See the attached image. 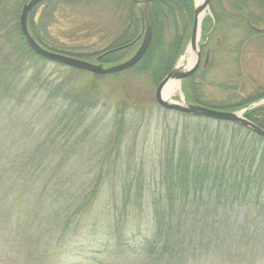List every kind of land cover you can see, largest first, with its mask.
Instances as JSON below:
<instances>
[{
    "label": "trees",
    "instance_id": "trees-1",
    "mask_svg": "<svg viewBox=\"0 0 264 264\" xmlns=\"http://www.w3.org/2000/svg\"><path fill=\"white\" fill-rule=\"evenodd\" d=\"M214 1L209 3L212 18L205 17L200 24V47L205 46L218 27L243 33L245 37L238 46L248 41L264 46V0H225L224 4L216 0L213 5ZM124 5L128 14L121 37L91 55L106 67L117 63L121 59L117 54L142 38L143 23L135 16V5L130 0ZM149 12L150 45L133 70L148 73L157 83L172 70L190 39L193 4L192 0H153ZM18 16L17 8L7 9L0 0V162L6 164L0 168V264H42L50 261L45 258L55 251L63 254L71 240L79 239L78 246L67 247L71 251L77 247L81 250L83 241H95L97 237L114 238L118 242L127 232V222L125 217H114L106 220L104 231L95 226L83 227L82 217L97 196L98 182L105 174L102 163L90 171L94 176L83 195L72 198L65 191L76 195L81 193V186L61 182L60 166H43L35 161L39 158L42 162L56 152L51 141L48 147L39 145L31 155L32 160L27 161L22 141L26 129L19 122L25 118L19 108L35 84L34 76L25 78L29 60L35 56L20 34ZM35 23L29 22L28 32L37 44L73 57L72 53L40 41L41 30ZM167 26L168 35H165ZM202 67L204 70L199 72H205L208 66ZM197 72L181 80L185 103L216 109L201 101L196 91ZM39 87H43L49 99L65 103L76 118L97 105L91 90L79 92L64 83ZM240 88L235 84L230 98L233 104L218 110L235 112L264 100V84L249 87V92ZM164 113L184 122L180 132L176 125L173 129L168 124L162 126L164 146L155 182L159 193L150 197L147 209L142 207L145 186L142 169L136 171L125 166L119 171L122 175L119 199L123 208L137 207L141 215H147V219L137 216L143 225L131 224L138 237H143L141 253L153 264H187L208 256L249 263V259L263 257L264 229L247 233L249 229L245 225L228 228L223 220L228 208L237 203L264 212V139L236 123L166 110ZM116 114L124 118L125 112L118 110ZM242 117L264 131V105L245 111ZM15 118H19L14 122L16 128L11 123ZM74 119L65 126L78 128L79 122ZM122 122L116 123L115 136L122 132ZM56 126L57 123L51 127L48 138ZM6 130H19V139L13 140L14 134H5ZM38 141L34 140L35 145ZM26 162L31 165L27 166ZM131 225H128L130 229Z\"/></svg>",
    "mask_w": 264,
    "mask_h": 264
},
{
    "label": "rangeland",
    "instance_id": "rangeland-1",
    "mask_svg": "<svg viewBox=\"0 0 264 264\" xmlns=\"http://www.w3.org/2000/svg\"><path fill=\"white\" fill-rule=\"evenodd\" d=\"M2 1L7 9L17 8L19 15L23 5L30 0ZM130 1L135 5L133 8L135 16L140 18L139 12L143 8V3ZM197 1L199 0H192L193 9ZM215 1L213 5L216 4ZM219 1L225 3V0ZM126 2L122 0H40L27 16V30L29 22L36 21V26L41 30L38 39L43 43L52 48H60L72 53L73 57L71 58L107 68L109 66L98 64L91 55L108 48L112 42L121 37L126 14H128L124 8ZM209 3L203 19L205 17L212 18ZM168 30L167 26L165 35H168ZM244 37L241 32L218 27L211 39H207L205 46L199 47L200 62L195 70V72L198 70L195 78L198 84L196 91L201 95L202 102L217 107L214 110L233 104L230 98L233 95L232 89L235 84L241 86L240 90H248V92L249 87L264 84V46L252 41L238 46V42ZM199 41L200 32L198 46H200ZM140 43L141 40H138L133 46L130 45L128 49L120 51L117 56L121 59L111 66L128 60L136 52ZM41 48L49 51L47 46ZM188 50H190L189 41L174 62L172 70L177 68L180 71H186L188 69L187 59L190 57V54L187 53ZM195 60L194 53V63ZM138 62L123 72L97 76L47 61L38 56L29 60L25 78L34 76L36 79L33 81L36 85L34 84L33 89L19 108L25 118L22 123L19 122L20 125L24 124L26 129L23 130L25 133L22 141L26 149L27 161L32 160L31 155L35 153L34 151L39 145L48 147L49 141H51L56 152L42 162L38 161L39 158L35 161L43 166H60L62 168L61 182L67 181L68 184L80 185L81 193L78 192L74 195V192L65 191V194L72 198H78L79 194L83 195L87 184L94 176L90 171L102 163L105 174L98 182L100 185L97 196L88 204V212L82 217L83 227L95 226V228L104 231L106 220L114 217L118 219L125 217L124 220L127 222V232L118 238V242L114 238L97 237L95 241L87 239L85 242L82 240L84 245L81 250L77 247L71 251L67 247L71 245L73 248L79 239L71 240L67 242L63 254L60 251H55L51 257L45 258L50 261L42 264H60L67 261L76 264H153L139 250L140 240L143 237L142 235L138 237L135 228L131 225L136 222L142 223L143 221L138 217L142 218L143 216L144 219H147V215L146 213L141 215V209L137 207L123 208L120 201L121 191L118 188V185L122 184V175L119 171L125 166L135 168L136 171L142 169L146 186L143 188L144 203L142 207L147 209L146 203L150 201V197L159 193L155 182L158 176V165L163 154L162 126L168 124L173 129L176 125L179 131L184 121L172 114H165V110L156 104L154 92L163 78L156 83L148 73L134 71L133 68ZM203 64L208 67L205 68V72H199L204 70ZM239 71L240 76L237 77ZM176 82L177 90L166 101L182 105L185 103L181 91L182 82ZM59 83H64L79 92L91 90L92 96L97 102L96 107L78 118L73 117V112L68 109L65 103L49 99L42 90L43 87L42 89L39 87L40 85L53 87ZM263 105L264 100H261L246 107L245 110ZM118 110L125 112L124 118H120V115L116 114ZM242 112L245 111L242 109L235 111L241 116ZM72 118L79 122L78 128H72L71 125L65 126L70 122L69 120L72 121ZM17 119L19 118L11 121L15 128L17 126L14 122L18 121ZM120 121H123L124 128L119 135L115 136L116 123ZM56 123V130L48 138L51 127ZM18 131L6 130L5 134L13 133L14 136L11 138L16 140L20 137ZM1 140L3 141L4 138ZM34 140H39L37 145ZM45 149L43 148V150ZM35 156L38 157V154ZM26 163L27 166L31 165V163ZM3 164L6 165L1 161L0 168ZM263 219V211L237 203L225 212L223 224L225 227L229 226L228 228L243 224L249 229L247 233H250V231L264 229ZM128 225H131V229ZM107 243V248H104L103 245ZM116 243H118L117 246ZM248 261L249 263L236 259L227 261L217 259L215 256H208L187 264H264V256Z\"/></svg>",
    "mask_w": 264,
    "mask_h": 264
},
{
    "label": "water",
    "instance_id": "water-1",
    "mask_svg": "<svg viewBox=\"0 0 264 264\" xmlns=\"http://www.w3.org/2000/svg\"><path fill=\"white\" fill-rule=\"evenodd\" d=\"M39 1L40 0H30L29 2L23 5L18 17V27L20 34L23 37L24 42L27 45L28 49L35 56H38L47 61L55 62L76 70L89 72L97 76L111 75V74H117L123 72L133 67L142 58L143 54L146 52L150 44L151 25L149 23V18H150L149 3L153 0H133L136 3H139L140 1L143 3V8L140 10L139 14L144 24V32L138 49L128 60L113 66H109L107 68H102L101 66L98 65H93L78 59H74L71 57L46 51L35 43V41L31 38L27 30V16L29 12L32 10V8L37 3H39ZM209 1L210 0H202L200 5L195 6L193 9L189 47L190 50L193 51L196 55L195 63L186 71H180L176 68L173 69L169 74H167L157 85L154 92V100L156 104L163 110L177 112L191 117L208 118L216 121L236 123L249 129L256 135L264 139V131L258 128L257 126H255L254 124L246 121L244 118H242L241 114H237L235 112L218 111L196 104H189V103H184L182 105L175 104L168 102L162 99L161 97V91L168 81L170 80L181 81L192 75L197 69L200 62V52H199L200 46H198L197 42L200 32V23L204 17L202 16L200 18V15L207 10ZM243 111H245V109Z\"/></svg>",
    "mask_w": 264,
    "mask_h": 264
},
{
    "label": "bare ground",
    "instance_id": "bare-ground-1",
    "mask_svg": "<svg viewBox=\"0 0 264 264\" xmlns=\"http://www.w3.org/2000/svg\"><path fill=\"white\" fill-rule=\"evenodd\" d=\"M201 2H202V0L197 1L195 6H199ZM204 13L200 15V18L202 16H204ZM187 53L190 54V57H188V59H187V65H188V68H190L194 63V53L191 52L190 50H188ZM177 87H178V85H177V82L175 80L168 81L161 91L162 99L167 100L173 93H175V91L177 90ZM244 109H242V110H244ZM245 111H247V110H245Z\"/></svg>",
    "mask_w": 264,
    "mask_h": 264
}]
</instances>
